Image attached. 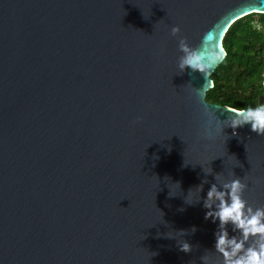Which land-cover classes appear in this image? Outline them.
Here are the masks:
<instances>
[{"label": "water", "instance_id": "1", "mask_svg": "<svg viewBox=\"0 0 264 264\" xmlns=\"http://www.w3.org/2000/svg\"><path fill=\"white\" fill-rule=\"evenodd\" d=\"M250 13L264 0H0V264H220L202 198L233 170L264 204V134L206 138L193 88ZM180 36L222 59L178 70Z\"/></svg>", "mask_w": 264, "mask_h": 264}, {"label": "clouds", "instance_id": "2", "mask_svg": "<svg viewBox=\"0 0 264 264\" xmlns=\"http://www.w3.org/2000/svg\"><path fill=\"white\" fill-rule=\"evenodd\" d=\"M180 31L178 24H173L170 27V33L173 36ZM204 39L206 40L207 37L205 36ZM178 48L181 55L177 58L176 66L180 71H183L187 66L205 73L211 63L222 59L219 51L214 52V58L204 57L201 48L192 47L187 42L186 36L179 37ZM193 89L202 102V127L206 138L214 139L223 134L225 141L227 134L224 132V128L226 126H231L233 134H235L236 128L246 123L250 124L251 129L256 133L264 134V101L255 106L248 105L230 109L228 116L221 120L215 112L203 104L206 83L202 88ZM200 164L206 174L213 171L210 164L207 166ZM230 175L231 178H223L220 173H216L215 182L210 184L206 195L202 198L203 207L207 209L205 218L210 217L214 222L219 221L214 233L215 250L212 252L220 255L222 258L220 264H264V204L254 206L250 203L244 196L245 189L249 187L247 181L236 175L233 170ZM205 181H207V175L194 189H189L185 197L188 203L201 199V196L199 199H189L188 197L194 191L200 193ZM171 185L179 187L178 182ZM170 189V195L174 194L173 188L170 187ZM159 211L161 215V210L159 209ZM229 224L236 234L230 235ZM179 246L183 251H190L192 247L186 240L179 241ZM201 260L204 264H208L205 253L201 256Z\"/></svg>", "mask_w": 264, "mask_h": 264}, {"label": "trees", "instance_id": "3", "mask_svg": "<svg viewBox=\"0 0 264 264\" xmlns=\"http://www.w3.org/2000/svg\"><path fill=\"white\" fill-rule=\"evenodd\" d=\"M225 58L211 74L206 99L233 108L255 106L264 94V14L250 13L227 29Z\"/></svg>", "mask_w": 264, "mask_h": 264}]
</instances>
